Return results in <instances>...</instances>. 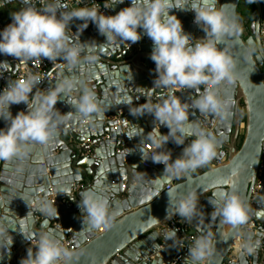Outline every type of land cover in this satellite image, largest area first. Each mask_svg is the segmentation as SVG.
Returning a JSON list of instances; mask_svg holds the SVG:
<instances>
[{
    "label": "water",
    "instance_id": "obj_1",
    "mask_svg": "<svg viewBox=\"0 0 264 264\" xmlns=\"http://www.w3.org/2000/svg\"><path fill=\"white\" fill-rule=\"evenodd\" d=\"M12 2L23 6L21 0ZM240 2L218 0L216 6L223 5L228 15L239 16ZM130 3L131 0H124L104 14L115 15L122 8L130 6ZM254 4L256 15L250 23L248 34L245 37L241 33L226 37L217 45L220 49L224 47L236 63V84L221 89L223 94L232 96L234 100L233 117L225 124L211 115H201L198 110H188L189 121L197 120L201 124L208 122V129L216 135L219 144L217 156L187 176L175 179L163 176L164 166L153 162L150 157L144 158L147 156L145 145L152 144L143 138L155 127L159 128L161 134H167L169 129L164 125L159 126L150 113L133 115L130 107L147 101L156 104L173 94L179 96L181 102H190L189 98H195L197 92L194 89L177 92L175 89L154 87L157 74L155 63L150 59L152 41L146 35H142L136 43L117 41L99 46L96 53L99 63L95 75L85 78V83L95 90L99 99L110 105L104 115L91 121L69 120L59 127L54 142L46 149L33 145L29 156L23 161H0V230L9 228L7 232L12 237L9 248L4 246L7 234L0 236V246H4L0 247V264H20V260L26 258L29 247L35 251L31 241L25 239L20 229L30 231L33 242L42 231L47 230L57 235L63 245L68 239L74 248L72 264H184L188 250H183L180 256L174 258L177 246H172L171 239L151 236L159 232L157 228L177 216L173 214L168 218L170 205L165 186L170 183L179 192L193 188L197 191L198 207L204 216L188 224L189 233L197 237L211 232L216 241L213 255L203 264H264V176L252 213L259 226L256 232L247 233L253 239H261V247L255 257L237 256L236 261L229 262L227 255L234 241L231 238L224 241L221 234L228 232L230 226L221 223L219 218L210 217L213 211L210 200L213 191L217 190L212 185L216 180L229 179V185L222 187L229 190L234 184L235 191L250 204L264 152V57L257 60V54H253L251 61L245 58L250 39L258 40L261 44L260 24L264 16V0H255ZM173 13L181 20L183 30L190 33L193 39L205 36L202 28L193 22L194 12L170 10V14ZM80 23L81 20L74 18L69 25L70 30L76 33ZM137 31L142 32V29L138 28ZM69 34L72 35L71 32ZM79 39L81 42L94 40L97 44L105 41L92 22L79 34ZM62 62L58 58L57 64L50 66L47 76L37 87L47 89L61 75H68V69L63 67ZM23 63L26 62L0 54V90L9 81H14L18 66ZM99 64L103 65L102 69ZM54 107L61 114L74 111L63 99L58 100ZM9 110L15 116L19 111H26L27 106L21 102L10 105ZM112 116L117 119L113 120L110 118ZM117 120L120 125H117ZM131 124L143 129L141 136L129 138L125 134L131 130ZM123 125L126 128L122 133ZM4 127L6 122L0 119V128ZM190 139L183 145H176L169 140L163 149L157 151L170 150L171 159L174 160ZM128 149L131 151L127 152ZM105 164L107 168L103 167ZM17 167L22 168V175L14 177ZM233 169L236 170L235 176H232ZM14 178L18 187L13 183ZM97 180L115 185L116 191L111 194V200L119 201L122 210L104 232L96 235L97 228L81 236L84 213L78 207L81 199L79 194L91 188ZM74 185L81 186L72 191ZM62 189L66 192H61ZM24 198H30V206ZM36 199L52 202L57 213L51 217L41 214L36 210ZM150 216L161 224L156 227L142 226ZM151 255L154 256L152 259Z\"/></svg>",
    "mask_w": 264,
    "mask_h": 264
},
{
    "label": "clouds",
    "instance_id": "obj_2",
    "mask_svg": "<svg viewBox=\"0 0 264 264\" xmlns=\"http://www.w3.org/2000/svg\"><path fill=\"white\" fill-rule=\"evenodd\" d=\"M76 2L82 5L84 0ZM123 2L103 0L101 5L92 0L91 6L88 3L69 8L64 0H39V7L32 0H21L23 6L10 13L11 23L0 30V54L24 62L40 58L57 61L59 58L69 74L61 75L54 85L42 90L37 85L43 77L28 73L21 79L9 81L0 90V119L6 122V127L0 128V161H23L29 156L33 145L46 149L54 142L59 127L69 120L91 121L102 117L110 105L99 99L95 90L85 83V78L95 75L99 63L97 50L105 43H136L142 35L152 41L150 59L155 63L157 74L154 87L175 89L177 92L194 89L197 92L195 98H189L190 102H181L180 97L173 94L156 104L147 101L130 107L133 115L150 113L159 126L164 125L169 129L167 134H161L159 128L155 127L143 138L155 148L153 154L144 158L151 157L153 162L163 164V176L182 177L217 156L219 141L216 135L203 127L201 122L189 121L188 110H198L201 115H211L225 124L233 117L234 100L232 96L223 94L221 89L236 84V63L224 47L220 49L217 45L226 37H234L242 32L239 16L228 15L223 5L217 7L218 0H131L130 6L122 8L115 15H105L100 11L101 6L109 9ZM245 2L251 4L255 0ZM10 3L12 0H0V8ZM172 9L194 12L193 22L202 28L205 36L193 39L190 33L183 30L177 15L170 14ZM74 18L82 21L76 33L69 28ZM89 22L105 37L103 43L80 41L79 34L88 27ZM138 28L142 32H138ZM253 54H257V60L264 57V45L250 39L245 58L251 61ZM99 67L102 69L103 65L99 64ZM60 99L70 104L74 111L61 114L54 107ZM21 102L26 104L27 110L13 116L10 105ZM142 133L143 129L132 125L125 134L132 138ZM188 138L191 139L174 160L171 159L170 150L157 151L163 149L169 140L183 145ZM103 167L107 168V164ZM22 171L21 167H17L14 177L22 175ZM235 175L236 170L233 169L232 176ZM13 183L19 186L15 178ZM229 183V179L213 182L212 186L217 190L213 191L210 200L213 205L210 217L219 218L221 223L230 226V230L222 233L221 238L224 241L233 239L238 256L255 257L261 247V239H253L245 231L251 216V205L235 191L234 184L229 190L222 187ZM115 191V185L97 180L91 188L79 194L78 207L84 213L81 236L100 226H111L115 217L120 215V202L111 200V194ZM61 192L65 193L66 190L62 189ZM167 195L170 205L168 218L175 214L182 218V222L191 224L204 216L198 207L199 197L195 188L179 192L175 186L169 185ZM24 199L30 206V198ZM35 207L41 214L50 217L57 213L54 204L47 199H36ZM160 224L158 219L150 216L142 226L156 227ZM8 229L0 230V236L7 234L4 246L10 248L12 237L8 235ZM20 232L35 248V251L33 247L28 248L27 256L20 260V264H72L73 253L51 230L42 231L35 243L30 231L20 229ZM151 236L171 239L174 247L183 246L175 228L166 226L162 232ZM215 243L211 232L198 235L187 248L184 264H203L213 255Z\"/></svg>",
    "mask_w": 264,
    "mask_h": 264
},
{
    "label": "built area",
    "instance_id": "obj_3",
    "mask_svg": "<svg viewBox=\"0 0 264 264\" xmlns=\"http://www.w3.org/2000/svg\"><path fill=\"white\" fill-rule=\"evenodd\" d=\"M64 2L66 4H68L69 8H72V7H78V6H85L88 3H89V6H91L92 0H84V3L82 5L77 4L76 0H64ZM96 2L100 3L101 5L103 4V0H96ZM32 3L35 6H37V7L40 6L39 5V0H32ZM109 9H105V8H103V6H101L100 11L105 13ZM1 29H2V25L0 24V30ZM260 38H261V44L264 45V16H263V18L261 20V24H260ZM11 58H13V57L11 56ZM57 62H58V60L57 61H48L46 58H40V59H34V60H31V61H27L26 63L20 64L18 66V70H17V72L15 74V80L23 78L28 73H33V74L41 75L43 77V79H42V81H43L45 79V77L47 76V73H48V70H49L50 66L57 64ZM52 78H53V76L50 77V79H52ZM110 118H112L113 120L117 119L116 116H112ZM120 124H121L120 121L117 120V125H120ZM117 125L114 126V129L117 128ZM202 126L205 127V128H208V122L203 123ZM125 128H126V125H123L122 133L125 130ZM87 141H89V140H87ZM187 142H189V140ZM144 149H145V154L146 155H151V154H153L155 152L154 146L150 145V144H146ZM157 164H159L160 166H164L161 163H157ZM143 165L145 167H148V164L146 162H143ZM263 176H264V152H263V154L261 156V160H260V163H259V168H258V171H257L256 182H255V185H254L253 190H252V195H251V200H250V205H251V210L252 211H251L250 220L248 221V224H247V226L245 228V231L247 233L248 232H256L257 228L259 226V223L252 217V213H253V210H254V208L256 206L257 199L259 197V191H260L261 186H262V178H263ZM173 178L175 179V177H173ZM171 184L172 183L166 185L165 189L167 187H169V185H171ZM80 186L81 185H74L73 188H72V191H75V190L79 189ZM181 220H182V218H180L177 215L170 222H168V223L160 226L159 228H157L159 232H162L164 230V228L167 226L170 229L171 228H175L180 233V237L179 238H180V240H182L183 246L181 247V246L178 245L176 247L174 258H177L178 256H180L181 253L183 252V250H188L187 248L190 246L191 242L196 238L194 235L189 233V225H188V223L182 222ZM107 227L108 226H100L98 228V230L95 232V234L98 235V234L104 232L107 229ZM33 243H35V242H33ZM64 247L66 249L70 250L71 252L74 251V248L71 246V244L68 241V239H65ZM161 248H162V246H161ZM237 256L238 255L236 254L235 243H234L232 245V247H231L230 252L227 255V259L229 260V262H234V261H236ZM153 257L154 256L151 255V259ZM246 257H248V256H246Z\"/></svg>",
    "mask_w": 264,
    "mask_h": 264
},
{
    "label": "crops",
    "instance_id": "obj_4",
    "mask_svg": "<svg viewBox=\"0 0 264 264\" xmlns=\"http://www.w3.org/2000/svg\"><path fill=\"white\" fill-rule=\"evenodd\" d=\"M21 7V5L17 2H12L10 4L5 5L3 8H0V24L4 28L7 24L11 23V16L10 13L12 11H16ZM246 20L248 21V24L250 22V19L246 17ZM249 30V27H248ZM247 30V31H248ZM247 34V32H245ZM15 80V77H14ZM242 126V125H241ZM242 128V127H241ZM118 151V150H117ZM161 242V241H160Z\"/></svg>",
    "mask_w": 264,
    "mask_h": 264
},
{
    "label": "trees",
    "instance_id": "obj_5",
    "mask_svg": "<svg viewBox=\"0 0 264 264\" xmlns=\"http://www.w3.org/2000/svg\"><path fill=\"white\" fill-rule=\"evenodd\" d=\"M239 16H246L250 19L248 27L250 26L251 21L254 20L256 15V7L254 3L247 4L245 0H241L239 8H238Z\"/></svg>",
    "mask_w": 264,
    "mask_h": 264
},
{
    "label": "rangeland",
    "instance_id": "obj_6",
    "mask_svg": "<svg viewBox=\"0 0 264 264\" xmlns=\"http://www.w3.org/2000/svg\"><path fill=\"white\" fill-rule=\"evenodd\" d=\"M240 18V22L242 24V32L241 35L243 37H245L248 34V21L246 20V16H241ZM245 32H247V34H245Z\"/></svg>",
    "mask_w": 264,
    "mask_h": 264
}]
</instances>
